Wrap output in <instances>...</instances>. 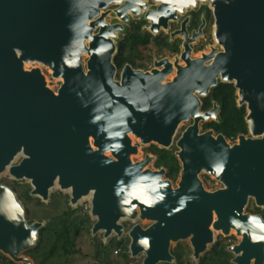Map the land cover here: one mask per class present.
Listing matches in <instances>:
<instances>
[{
  "label": "water",
  "instance_id": "1",
  "mask_svg": "<svg viewBox=\"0 0 264 264\" xmlns=\"http://www.w3.org/2000/svg\"><path fill=\"white\" fill-rule=\"evenodd\" d=\"M144 1L0 0V172L21 152L24 158L10 166L8 174L30 181L31 196L46 202L56 180L61 191L71 188V206L92 192L90 215L96 219L92 232H103L105 239L112 233L120 238L119 221L135 220L138 209L139 220L152 222L146 229L135 225L128 233L130 256L143 254L142 264L172 263L171 244L189 236L197 261L214 243L213 232L222 230L228 236L230 228L241 237L228 248L232 263L264 264V239L253 240V235L264 236V230L250 218L262 225L264 221L245 212L251 200L264 210V0H208L221 52L212 49L202 59L190 61L188 45L196 35L188 39L183 23L177 34L184 36L181 60L186 67L175 63L177 77L172 82L161 85L171 72L163 60L155 64L164 66L162 71L145 74L126 66L118 83L112 38L122 26L108 25L107 12L100 11L119 3L115 14L126 22L129 9L133 15L146 9ZM153 1L159 4L157 10L145 15L153 34L160 25L167 28L168 18L159 25L154 16L168 6L170 17L176 19V11L183 13L189 5L205 2ZM95 27L98 33L92 34ZM210 59L212 66L203 67ZM23 63H38L53 78H61L57 93L47 88L39 70L24 72ZM134 77L142 80L135 83ZM198 79L203 84L195 83ZM218 80L233 84L237 104L246 108L249 137L240 135L233 145L222 135L213 137L212 131L199 134V121L214 118L217 108L199 112L194 88L203 87L198 95L206 96ZM189 117L193 123L176 144L181 164L176 188L164 178V169L142 171L152 157L145 156L141 163L130 161L137 148L131 146L128 134H147L140 136L142 144L159 137L157 145L168 148L178 124ZM108 152L111 157L104 155ZM202 170L222 188L206 192L199 179ZM43 225H28L16 195L0 184L2 254L16 264H30L20 254L35 246Z\"/></svg>",
  "mask_w": 264,
  "mask_h": 264
},
{
  "label": "trees",
  "instance_id": "2",
  "mask_svg": "<svg viewBox=\"0 0 264 264\" xmlns=\"http://www.w3.org/2000/svg\"><path fill=\"white\" fill-rule=\"evenodd\" d=\"M150 38L148 34L140 35L136 31L128 32L126 37L116 46V52L112 59L113 65L120 69L124 64L132 62L133 53L138 45H146ZM211 101H214L219 107L217 122H211L204 125V129H212L216 134L222 135L230 141H235L240 135H248L246 123V108L237 104L236 90L233 84L217 83L210 91L208 99L203 101L202 111L210 108ZM148 152L156 157L154 163L155 169H165L166 178L175 181L180 171V164L171 150L159 149L151 146ZM15 194L16 190L10 188ZM30 188L22 196H16L18 201H22L24 214L27 217L29 209L24 203L31 201ZM23 198V200H22ZM24 202V203H23ZM38 204L42 203L37 200ZM247 213L261 216L264 221L262 210L257 208L254 203L247 207ZM89 220V216L81 217L71 208L59 213L56 216L49 217L47 222L38 230L35 246L27 251L28 257L35 264H59L61 259L73 256L77 253V243L83 224ZM31 225L32 222H27ZM120 249L119 257H113L112 251ZM128 241L110 240L107 245L98 243L93 253V264H123L122 260L127 259ZM174 261L172 263L162 264H191L185 261L181 253L170 252ZM227 246L221 241L213 243L212 247L195 264H222L221 260L228 257ZM0 262L3 264H13L6 257L0 256Z\"/></svg>",
  "mask_w": 264,
  "mask_h": 264
},
{
  "label": "rangeland",
  "instance_id": "3",
  "mask_svg": "<svg viewBox=\"0 0 264 264\" xmlns=\"http://www.w3.org/2000/svg\"><path fill=\"white\" fill-rule=\"evenodd\" d=\"M150 3L153 6L157 5V4H154L152 2H150ZM198 4L199 5H197V8H194L193 10L199 11V6L201 8H203V9L204 8L208 9V10L210 9V5L207 2H200V3L198 2ZM116 6L117 5L113 4V5H110L108 8H106L105 10H101L100 11V14L107 12L106 16L109 15L105 19V22L108 25H109V23L111 24V21H114L113 17L115 18L114 14H115ZM190 11H191L190 8H189V10L186 13L184 11V13H182L183 14L182 17L192 15V13L190 14ZM143 18H144V16L141 17V15H139L138 17L133 16L131 22L127 23V28L131 27L132 24L134 26H136L138 24L137 27L139 28V30L146 31V29H149V24H148L149 22L146 23L145 20H143ZM112 23H114V22H112ZM124 24L125 23L118 21L117 24H112V25H124ZM177 27H179V24L176 25V26H173V28H175V29ZM96 33H98L97 29L94 31L93 34H96ZM162 33L163 34H161L159 36V39H160V41H162V40L166 41V39L168 38V35H169L168 34V30L167 31L166 30L163 31ZM212 33H213V24H212V27L208 28V31H207V42L204 43V40H203V41H201L202 43H200L199 45L208 43L209 44V46H208L209 48L215 47L216 52L219 53V52L222 51V49H221L220 46H218L215 43V41H214V39L212 37ZM123 35H124V33L121 32V31H117V32L114 33V36L112 38V42H113L114 46L117 45V43L120 41V38H122ZM208 47H204L203 52L207 53L208 49H209ZM194 48L196 49L197 47L195 46ZM139 54H140V56L137 59L138 61H140L141 59L146 58V57H149V58L153 57V58H155L154 60H158V56L152 55L151 53L149 55V50L148 49H146V50L143 49V48L140 49L139 50ZM114 55H115V53L112 55V58L114 57ZM87 60H88L87 57L82 56V62L81 63H82V67L84 69V72L86 70V62H87ZM36 66H37L36 64H32L29 67L30 68H36ZM40 66H42L41 67V71H42L43 75L46 78L47 88L50 89L52 92H54L56 94L58 89L60 88V86L62 84V81L59 80V79L57 80L56 78H53L52 74H51V71L47 67H45L43 65H40ZM117 79H118V74L116 75V80ZM209 121L210 120H208L207 122H202V123L199 124L200 131H202L203 125L208 123ZM190 124H191V122L184 123L181 126H179V128L177 129V132L175 133L174 138L172 140V146H171V148L174 149V151L175 150H176V152L179 151V149L176 147V143L181 138L183 132L186 130V128ZM247 137H249V135ZM235 143H237V140H236ZM133 145L137 147L138 153L136 155H132L131 156L132 162H140L147 155L148 156H152L151 154L147 153V150H148L150 144L149 145H142L138 140L133 139ZM93 149H96V148H93ZM105 155L108 156V157H111L109 152L105 153ZM22 158H23V155L20 154L12 162V165H19V163L21 162ZM154 163H155V160H153L149 165H147L146 169H149L151 171H154V170L158 171V169H155ZM204 175H207V174L201 173L199 175V178H200L201 181H205L204 180ZM209 178L212 179L211 176H209ZM209 181H210L209 179H208V181H205V183H207L210 186V187H207V188H209L208 189L209 191H214L215 189H220L221 188L219 183H214V182L210 183ZM178 182H179V177L176 178L175 182H173V183L171 182L172 186L174 188H176ZM0 184H2L4 186H7L8 188H14L16 190L15 195L19 196V197L22 196V194L25 191H27V189H29V188H30V191H32V186L30 184V181H28L26 179L15 180V179L11 178L9 176V174H6V175H3V176L0 177ZM30 196H31V193H30ZM31 197H32L31 201H26V203H24V202L23 203L29 209L27 222H32V224L36 223V222L45 224V222H47L49 217L56 216L59 213L65 211V210H67L69 208H71L72 210H75L77 214L81 215V217H86V215L89 216V220L83 224V228H82L81 233H80V238H79V241L77 243V249H78L77 253L74 254L71 257H68V258H65V259H61L59 264H93V253H94V250L96 248V245L98 243H102L104 245H107L110 240H114V239H116V240H127L128 241V252H127V257L128 258L125 259V260H122L123 264H142V261H143V258H144L143 254H139L137 257H132V258L130 256V253H129L130 239L128 237V233L131 230V228L133 226H135V225H140L143 229H146V228H148L151 225L152 222L146 221V220H139L138 218L135 219V220L122 219V220L119 221V224L122 226V229H123V233H122L121 237L118 238L114 233H112L108 238L105 239L103 232H97L95 234H93V232H92V229H93V226H94V224L96 222V219L94 217H91V215H90V211H91V204H90L91 202L90 201L91 200L89 198H88L89 200L87 198L84 199V200H81V202H79L76 206H71L70 202H69L70 192L68 190L67 191H61L58 186H54L52 189H50L48 200L46 202L41 201L38 197H35V196H31ZM22 200H23V198H22ZM37 200H40L42 203L38 204ZM251 202L253 203V201L251 200L249 202L248 206L251 204ZM20 203L22 204V201H20ZM23 208H24V206H23ZM261 210H262L261 213L264 216V210L263 209H261ZM245 212H247V211H245ZM25 219H26V217H25ZM213 241L214 242L221 241L224 245L227 246V252L229 253V256L226 257V258L224 257L221 260V263L222 264H233L232 263V259L234 258V256H233L232 253H230L228 251V248L232 247L234 245H237L240 242V238L237 237L236 234H231V235H228V236H224L222 234H219V233L216 234L214 232ZM212 245L213 244L207 246V250L205 251V253L208 252V250L212 247ZM116 251H118L117 254H115ZM120 252H121L120 249H114L111 253H112L113 257H119L118 254ZM170 252H174V253L175 252L176 253H181L182 252L183 259L186 262L189 261V263H191V264H195L199 260L198 259L197 261H195L193 259L192 248H191V245H190L188 240L179 241L177 243H172L171 246H170ZM205 253H203L199 258H201ZM0 256L6 257L8 260L12 261L9 257L5 256L1 252H0ZM20 257L28 259L30 261V264H35L30 259V257H28L26 252L21 253ZM0 264H3V263L0 262ZM6 264H8V263H6ZM21 264H24V263H21ZM160 264H162V263H160ZM185 264H187V263H185Z\"/></svg>",
  "mask_w": 264,
  "mask_h": 264
},
{
  "label": "flooded vegetation",
  "instance_id": "4",
  "mask_svg": "<svg viewBox=\"0 0 264 264\" xmlns=\"http://www.w3.org/2000/svg\"><path fill=\"white\" fill-rule=\"evenodd\" d=\"M150 2H152L154 4H157V5L153 6ZM144 3L146 5V9H142L141 12H140V14H138V15H133L131 13H128L127 14L128 20L126 22H123L125 24L124 25H121L122 26V29L121 30H118V31H121V32L124 33L123 37L120 38V41L118 43H120L126 37V35L128 34V32L130 33L133 30L136 31L137 33H139L140 35L148 34L150 40H149V42L146 45H138L136 47V50L133 53L132 62L130 64H124L123 67L120 68V69H118V68L115 67L116 73L114 75V81H116L118 83L121 82V75H122V72H123V70H124V68L126 66L130 67V69L133 72H138L139 71V72H142V73L145 74V73H151L154 69L157 70V71H162L164 69V66H161V67L156 68L155 64L156 63H159V62H161L163 60H167L168 63H169V65L171 66V72L166 75L167 76L166 77V82H167L166 84L170 83L176 77V75H177V68L175 67V63H177V65L179 67H182V68H185L186 67L185 62L183 60H181V55L184 52V48H183L184 36L181 35V34H177V33H179L181 31V27H182L183 23H184L185 33H186L188 39H192L193 34L196 35L195 36V39L192 42H190L189 45H188L189 48H190V55H189L190 61H194L196 59H199L200 57H202V55H206V54L208 55V54L211 53L212 49H215V47L209 48L208 47L209 46L208 43L207 44L199 45L200 43H202L201 41H203V40H204V43L207 42V31H208V28L209 27H212V24H213L212 37L214 39L213 34H214V29H215V22H214L213 11L211 10V8L208 10V9H205V8L203 9V8H201L199 6V11H195L193 9L194 8H197V5H199L198 2H197L195 7H191L190 8V10H191L190 11V14L192 13V15L182 17L183 14L182 13H179V14L176 15V19L168 20V22H167V28L166 29H163V27L160 26L159 31L156 34H153L149 29H146V31L139 30V28L137 27L138 24L136 26H134L132 24L131 27L127 28V23L131 22L133 16H136V17H138L139 15H141V17L144 16L143 20H145V22L148 23L149 21L146 20V18H145L146 11H156L157 8H158V6H159V4L156 3L153 0H145ZM119 6L120 5H117L116 6V9H118ZM188 10L189 9H186L185 10V13ZM114 15H115V18L113 17L114 21H111V24L109 23L110 26L112 24H117L118 21H120L119 18L116 16V14H114ZM108 16H106L105 19ZM112 22H114V23H112ZM148 24L150 26V22ZM178 24H179V27H177L176 29L173 28V26H176ZM165 30L166 31L168 30V34H169L168 35V38L166 39V41H163V40L160 41L159 36L161 34H163L162 32L165 31ZM199 32H200V35H199ZM118 43H117V45H118ZM117 45H115V52H116V46ZM195 46L197 47L196 49L194 48ZM204 47H208L209 48L207 53L206 52H203ZM142 48L145 49V50L148 49L149 50V55L151 53L152 55L158 56V60H154L155 58H153V57H150V58L149 57H146V58H143V59L140 58L141 60L138 61L137 59L140 56L139 50L142 49ZM215 53H217V52H215ZM112 63H113V61H112ZM117 74H118V79L116 80V75ZM135 83H137V82H135ZM217 83H223V82H220V80H218ZM225 84H228V83H225ZM212 88H210V90H209V92L207 93L206 96H199L198 94L201 93V92H197V93L195 92V96L198 98L199 103H200L199 112H201V113H208V112L212 111L215 107L217 108L216 109V113H215V117L214 118H209L208 120H210V121L208 123L217 122L218 115H219V107H218V105L214 101H211L210 108L207 111H202L203 101L206 100V99H208L209 94H210V91H211ZM190 122H191V124L189 126L192 125L193 121L191 120ZM204 125H203L202 131H200V129H199V134H203V133H205L207 131H212L213 137H216V136L220 135V134H216L212 129H207V130L204 129ZM244 136L247 137L248 135H244ZM224 139L226 140V142L229 145H233L236 142V140H237L236 139L235 141H230V140H227L226 138H224ZM142 145H145V144H142ZM146 145H149V144H146ZM151 146H155V147H157L159 149H163V150H167V151H169V150L171 151L172 150L174 152L175 158L179 162L178 158L176 157V153H177L176 150L174 151V149L171 148L172 141H171V144H170V146L168 148H162V147H160L159 145H156V144H154V145L153 144H150L149 148ZM134 147H136V146H134ZM176 147H177V145H176ZM149 148H148V150H149ZM148 150H147V153L150 154L148 152ZM149 157H152L153 160L156 161V157L154 155L149 156ZM23 158H24V155H23ZM179 164H180V162H179ZM11 166H17V165H12L11 164ZM180 168H181V164H180ZM161 169H163V168H161ZM158 170H160V169H158ZM164 171H165V174H164L165 177L164 178L167 179L166 178V170L164 169ZM180 172H181V169H180V171L178 173V177H180ZM209 176L210 175H208V174L207 175H204V180L205 181H208V179H209L210 180L209 181L210 183H212V182L219 183V182H217L214 179V177L212 175H211V178L212 179H210ZM169 181H171V180H169ZM205 181H201V182L203 184L204 189L207 190V191H209L208 190L209 188H207V187H210V186L207 183H205ZM171 182L173 183L175 181H171ZM220 187L222 188V185L221 184H220ZM216 190H218V189H215L214 191H216ZM214 191H209V192H214Z\"/></svg>",
  "mask_w": 264,
  "mask_h": 264
},
{
  "label": "bare ground",
  "instance_id": "5",
  "mask_svg": "<svg viewBox=\"0 0 264 264\" xmlns=\"http://www.w3.org/2000/svg\"><path fill=\"white\" fill-rule=\"evenodd\" d=\"M197 2H204V1H197ZM205 2H207L209 5H210V3H209V1L208 0H205ZM118 5H119V3H118ZM206 5V4H205ZM192 6L191 5H189L188 6V8H185V9H189V8H191ZM210 8H212L211 6H210ZM170 10V8H169V6H168V9H165L163 12H161L159 15H157V16H154V20H155V22L156 23H158L159 25L160 24H162V23H164L165 22V18H168V19H166V21L167 20H173V18H171L170 16H171V14H172V11L170 12L169 11ZM165 11H169V12H165ZM185 11V10H184ZM128 13H131V9H129V11L127 12V14ZM180 12L179 11H176V15L177 14H179ZM160 26H162V25H160ZM96 30V27L93 29V32H92V34L94 33V31ZM85 45H86V47L88 46V40H86L85 41ZM209 55V54H208ZM83 56H85V57H87V58H89V54H88V52H87V50L85 51V53L83 54ZM206 56H207V54H206ZM199 59H202V57H200ZM197 60V59H196ZM213 59H210L208 62H206V63H204L203 64V67H207L206 65L209 63V66L208 67H211L212 66V63H213ZM211 63V64H210ZM32 64H36L37 66H36V68H30L29 66L30 65H32ZM41 67L42 66H40V64H38V63H28V64H26V63H23V70H24V72H30L32 69H37V70H39V72H40V74L42 75V77L44 78L43 80H44V83H45V85H46V78H45V76L43 75V73H42V71H41ZM206 74H210L211 75V72L210 73H206ZM205 74V75H206ZM182 76H184V74L182 75ZM166 77L167 76H165L163 79H162V81H161V85H166ZM176 77H177V75H176ZM175 77V78H176ZM220 76H218V78H219ZM153 77H151L150 76V80L151 81H153V79H152ZM174 78V79H175ZM57 80L59 79V80H61L62 81V79L61 78H56ZM134 79H136V81H138L137 83H139V81H141L142 79L141 78H137V77H134ZM173 79V80H174ZM172 80V81H173ZM199 80V81H198ZM195 83H198L199 84V82L201 81V83L200 84H203V82H202V80H204L203 78H202V80L201 79H198ZM171 81V82H172ZM47 86V85H46ZM203 87H199V88H194L195 90L193 91V95L195 96V92L197 93V92H202L203 91V89H202ZM191 119H193V118H191V117H189L188 119H186V120H184V121H181L179 124H178V126L176 127V129H175V132H174V134L172 135V137H171V141H172V139L174 138V135H175V133L177 132V129L179 128V126H181L182 124H184V123H189L190 121H191ZM201 123V120L199 121V124ZM163 134V133H162ZM140 136H142V137H146L147 136V134H141ZM140 136L139 135H135V134H128V138L130 139V144H131V146H133V139H136V140H138L139 142H140ZM157 139L156 140H151L150 142H149V144H158V142L161 140L159 137H156ZM91 141H93L92 140V138H89V143H90V145H91V147L93 148V146H92V143H91ZM228 144V143H227ZM146 145V144H145ZM138 153V149L136 150V153L135 154H131L130 156H129V159H130V161L132 162V160H131V156L132 155H136ZM20 154H22L21 152L20 153H18L11 161H10V164H8L1 172H0V177L1 176H3V175H6V174H8L9 173V168H10V166H11V164H12V162L20 155ZM105 155V154H104ZM106 156V155H105ZM107 157V156H106ZM133 163H135V162H133ZM137 163H141V161L140 162H137ZM146 167H147V165H144V168H143V170L142 171H144L145 169H146ZM26 171H28L27 169H26ZM201 173H206L204 170H202L201 171ZM206 174H208V173H206ZM211 176V175H210ZM54 186H58V184H57V180L55 181V183H54ZM69 192L71 191V188L69 187L68 189H67ZM206 192H209V191H207L206 190ZM91 196H92V192H90L89 194H88V196H86V197H84V198H81L80 200H79V202H81V200H84V199H91ZM88 199V200H89ZM139 215V210L137 209V215H136V219L139 217L138 216ZM215 219H216V216L213 214V221H215ZM210 229L212 230V228H211V226H210ZM213 231V230H212ZM216 234L217 233H219V234H222L223 235V233H222V230H220V231H214ZM214 232H213V238H214ZM231 234H236V231L233 229V228H230L229 229V231H228V235H231ZM191 238V236H189L188 237V241H189V239ZM240 239H241V237H239Z\"/></svg>",
  "mask_w": 264,
  "mask_h": 264
},
{
  "label": "clouds",
  "instance_id": "6",
  "mask_svg": "<svg viewBox=\"0 0 264 264\" xmlns=\"http://www.w3.org/2000/svg\"><path fill=\"white\" fill-rule=\"evenodd\" d=\"M250 220L258 228H260L261 230H264V225L260 224L259 221L255 217H251ZM237 226L239 227V225H237ZM260 239H264V236H256V235H253V240H260ZM143 243L146 244L147 243V240H144Z\"/></svg>",
  "mask_w": 264,
  "mask_h": 264
},
{
  "label": "built area",
  "instance_id": "7",
  "mask_svg": "<svg viewBox=\"0 0 264 264\" xmlns=\"http://www.w3.org/2000/svg\"><path fill=\"white\" fill-rule=\"evenodd\" d=\"M118 251H119V250H118ZM118 251H116V252H115V254H117V253H118ZM12 263H13V262H12ZM8 264H9V263H8ZM13 264H16V263H13Z\"/></svg>",
  "mask_w": 264,
  "mask_h": 264
}]
</instances>
